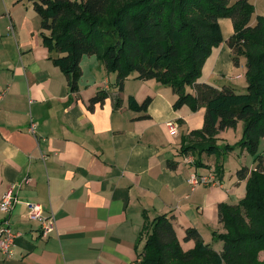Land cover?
Returning <instances> with one entry per match:
<instances>
[{"label":"crops","instance_id":"0c3cea01","mask_svg":"<svg viewBox=\"0 0 264 264\" xmlns=\"http://www.w3.org/2000/svg\"><path fill=\"white\" fill-rule=\"evenodd\" d=\"M40 31L29 0H0V198L12 187L17 201L8 217L19 233L11 255L0 252V264H137L143 226L161 214L172 217L184 250L194 245L183 240L186 228L195 227L203 239L211 236L220 228L218 204H237L246 179L237 178V167L229 177L223 173L219 185L189 182L216 163L214 155L202 154L208 166H195L191 154L178 153L182 137L202 126L205 108L174 109L170 87L135 74L118 90L115 73L95 55L81 57L78 89L71 91ZM220 44L197 82L209 83L223 71ZM100 90L108 96L89 108ZM129 96L151 102L138 111L129 108ZM168 121L177 123L176 134ZM168 159L176 162L174 169ZM27 202L53 214L55 229L47 237L39 220L28 218Z\"/></svg>","mask_w":264,"mask_h":264},{"label":"trees","instance_id":"16d2710c","mask_svg":"<svg viewBox=\"0 0 264 264\" xmlns=\"http://www.w3.org/2000/svg\"><path fill=\"white\" fill-rule=\"evenodd\" d=\"M40 17V35L52 51V62L67 76L69 89H78L79 62L83 55H95L107 72L115 73L122 90L125 78L135 74L141 80L154 79L176 94L174 109L187 105L195 111L204 107L203 124L182 137L179 155L192 153L193 164L207 167L201 155H220L233 149L216 143L220 130L243 122L239 147L255 153L264 136V16L249 21L250 0H29ZM227 17L233 32L226 43L234 64L245 56L246 91L230 86L215 87L197 82L212 48L223 41L219 19ZM108 93L100 90L89 108ZM119 97L115 106L120 104ZM151 97L128 106L146 111ZM145 114L143 117H147ZM174 169L176 162L166 160ZM219 180L224 170L215 163ZM246 179L245 195L237 204L219 203L218 220L225 228L212 231L222 241L215 250L203 241L195 227L185 229L184 241L194 245L184 250L176 235L172 217L155 216L143 226V248L137 264H264L257 259L264 251V156L255 157L254 168L241 166L235 172Z\"/></svg>","mask_w":264,"mask_h":264},{"label":"rangeland","instance_id":"374dc122","mask_svg":"<svg viewBox=\"0 0 264 264\" xmlns=\"http://www.w3.org/2000/svg\"><path fill=\"white\" fill-rule=\"evenodd\" d=\"M253 5V12L251 14L250 21L251 23L254 22L257 18V16H264V0H251L250 1ZM220 21L222 34L225 39H227L230 36V25L232 26V22L229 18L223 17ZM222 45L224 49V65H223V71H221L217 75H212L209 77V84L216 83V86H231L235 92L237 93H243L246 91L247 86V80H246V68H245V56L244 55H238L239 64H234L232 60V52L229 50L226 41H223ZM217 47V46H216ZM240 73V77H236L235 75ZM204 75L203 72H201L200 78ZM213 83V84H214ZM212 84V85H213ZM242 128H243V122L239 121L235 127H230L227 130H225V133L222 134V138L217 137L216 143L223 147L225 144H229L233 147L232 150L224 153H220V155H214L216 163H221L223 165L224 174L229 177L230 173L235 172V169L237 167L241 166H247L251 167L252 165H255V157L257 155H263L264 156V136H262L259 139L258 148L255 151V153H250L245 149H242L238 145V141L240 140L242 136ZM192 158V161H194V155L190 153ZM202 156V155H201ZM200 156V157H201ZM254 168V167H253ZM252 169V168H251ZM211 171H214V167L211 169ZM215 172V171H214ZM220 223V222H219ZM213 231H216L217 233H222L225 231V228L220 223V228L214 229ZM205 236V235H204ZM203 241L210 245L215 250H220L222 248V241L216 240L212 237V231L211 236H205V239ZM257 259L259 261L264 260V251H259L257 255Z\"/></svg>","mask_w":264,"mask_h":264},{"label":"built area","instance_id":"2783aa9c","mask_svg":"<svg viewBox=\"0 0 264 264\" xmlns=\"http://www.w3.org/2000/svg\"><path fill=\"white\" fill-rule=\"evenodd\" d=\"M166 126L170 133L176 134L178 132V125L176 122L168 121ZM30 131H33L32 125L29 127ZM189 182L192 185L205 184V185H219L220 180L217 178L214 171H209L206 174H193L191 175ZM16 197L12 192V187H9L0 198V212L3 214L0 220V252L9 257L12 253V247L14 245L15 238L19 234L14 231L10 220L9 213L16 203ZM28 218L37 219L40 223V234L42 237H47L55 229V219L51 212L45 213L41 204L27 202Z\"/></svg>","mask_w":264,"mask_h":264}]
</instances>
